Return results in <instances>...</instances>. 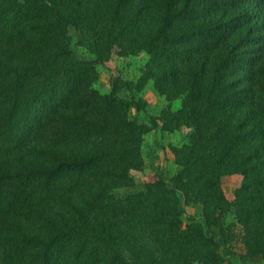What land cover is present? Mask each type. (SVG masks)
<instances>
[{
    "label": "trees",
    "instance_id": "1",
    "mask_svg": "<svg viewBox=\"0 0 264 264\" xmlns=\"http://www.w3.org/2000/svg\"><path fill=\"white\" fill-rule=\"evenodd\" d=\"M3 1L0 264H220L229 242L209 219L232 208L242 249L231 256L264 264V0ZM65 28L103 53H146L158 92L182 98L173 129L192 133L174 150L178 183L186 203L203 207V225L183 228L184 202L163 178L111 196L142 165L150 127L127 118L135 103L65 72L75 56ZM33 103L42 112L20 132V107ZM227 175L243 177L233 204L221 189Z\"/></svg>",
    "mask_w": 264,
    "mask_h": 264
},
{
    "label": "rangeland",
    "instance_id": "2",
    "mask_svg": "<svg viewBox=\"0 0 264 264\" xmlns=\"http://www.w3.org/2000/svg\"><path fill=\"white\" fill-rule=\"evenodd\" d=\"M23 1L18 0L19 3ZM2 5H4V1L0 0V11ZM65 30L66 36L70 40V49L75 54L72 61L67 60L64 63L65 72L82 73L86 83L94 79L90 85L91 89L103 98L109 97L114 91L119 99L135 103L137 109L130 107L126 110L127 118L130 121L143 123L150 127L142 134L140 146L142 165L129 172V185L113 189L111 196L115 199H124L142 194L146 192L149 185L156 184L163 178L172 182V185L178 189L176 191L177 196L181 202H184L183 228L185 229L187 225L191 224L203 225V207L199 203H186L181 192L184 187L178 183L182 168L176 161L174 150L186 144L192 133V129L184 126L173 129L171 114L181 108L182 98L169 99L158 92L154 81L148 79V73H146V66L149 64V57L146 53L127 54L119 46H113L108 53H103L93 41L90 39L86 41L88 36H81L72 28H65ZM0 43L4 46L5 40L2 38ZM98 55H101L103 64L96 63L90 67H80L75 63V59L78 58L92 62ZM0 58L2 57L0 56ZM100 106L94 104L93 108L97 109ZM20 109V116H22L20 132H23L35 125L39 114L42 112V105L40 103L24 104V107L22 105ZM111 111L113 116L115 113L120 116L112 108ZM56 136L59 134L52 136V138ZM242 181L241 175H227L221 179V189L230 204L235 202V194ZM188 216L196 217V220L192 222L188 220ZM209 222L213 230L217 234L222 233L229 242L227 249L220 251V253L225 254V260L220 264H241L237 258L231 256L232 252L238 253L242 249V229L234 209L228 211L220 220L218 217L212 216ZM255 260L259 263V259ZM193 264L202 263L194 262Z\"/></svg>",
    "mask_w": 264,
    "mask_h": 264
}]
</instances>
